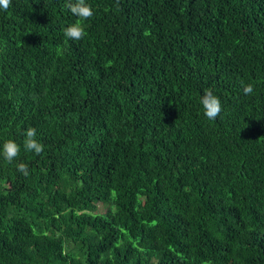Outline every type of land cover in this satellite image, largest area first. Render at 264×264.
<instances>
[{
    "label": "trees",
    "instance_id": "16d2710c",
    "mask_svg": "<svg viewBox=\"0 0 264 264\" xmlns=\"http://www.w3.org/2000/svg\"><path fill=\"white\" fill-rule=\"evenodd\" d=\"M74 2L0 10V264H264V0Z\"/></svg>",
    "mask_w": 264,
    "mask_h": 264
},
{
    "label": "clouds",
    "instance_id": "9594fccd",
    "mask_svg": "<svg viewBox=\"0 0 264 264\" xmlns=\"http://www.w3.org/2000/svg\"><path fill=\"white\" fill-rule=\"evenodd\" d=\"M11 3L12 0H0V10H7ZM68 7L74 16L81 19L91 18L94 15L91 5L86 0H75L74 3H69ZM64 34L72 40H80L84 35V29L80 23H72L64 29ZM243 91L245 95H250L254 92V86L247 84L243 87ZM200 104L203 108L204 115L210 120L216 119L222 112L220 98L211 91L201 94ZM24 136L23 148L25 151H34L36 154L43 152L44 145L37 139L36 128H27ZM20 150L21 145L9 139L0 146V156L11 164L18 157ZM17 170L25 176L29 175L28 165L25 163H18Z\"/></svg>",
    "mask_w": 264,
    "mask_h": 264
}]
</instances>
